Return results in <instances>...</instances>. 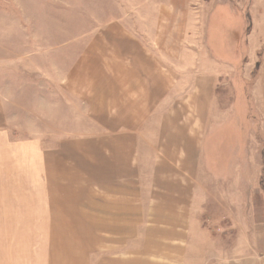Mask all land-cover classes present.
Segmentation results:
<instances>
[{"label":"rangeland","instance_id":"1","mask_svg":"<svg viewBox=\"0 0 264 264\" xmlns=\"http://www.w3.org/2000/svg\"><path fill=\"white\" fill-rule=\"evenodd\" d=\"M135 127L203 168L202 260H263L264 0H0V264H86V226L64 219L70 200L51 210L44 164L60 147L64 181L88 139Z\"/></svg>","mask_w":264,"mask_h":264},{"label":"crops","instance_id":"2","mask_svg":"<svg viewBox=\"0 0 264 264\" xmlns=\"http://www.w3.org/2000/svg\"><path fill=\"white\" fill-rule=\"evenodd\" d=\"M205 76L204 80L213 83L212 74ZM149 102L151 108L163 105L158 99ZM146 118H150L147 123L155 120L151 115ZM127 123L129 128L133 126L130 119ZM121 124L124 123L119 119L117 125L123 129ZM161 126L158 139L166 136L171 140L173 132L163 131L164 123ZM140 129L107 132L88 139L91 143L81 154L87 156L86 163L75 164L71 175H67V170L64 181L50 178L54 166L55 171L61 168L63 150L57 147L49 151L57 156L55 163L50 159L43 167L49 183L47 192L55 203L51 210H60L64 200L72 201L70 207L66 206L70 210L64 219L86 226L79 232L90 237L86 264H264V259L256 258L247 261L210 256L202 260L195 243L198 181L192 180V173L199 177L203 168L193 165L191 151L179 163L177 153L165 146L158 158L155 148L145 147ZM176 134L177 137L180 133ZM191 135L189 132L188 139ZM147 151L152 152L146 158ZM201 159L199 155L198 160ZM215 178V185L219 186V179ZM64 194L71 195V199L64 198ZM59 197L62 201L58 203Z\"/></svg>","mask_w":264,"mask_h":264}]
</instances>
